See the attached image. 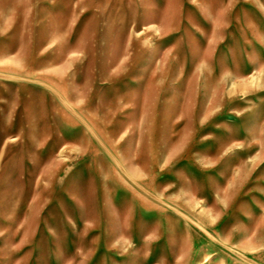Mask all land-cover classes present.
<instances>
[{"label":"rangeland","instance_id":"374dc122","mask_svg":"<svg viewBox=\"0 0 264 264\" xmlns=\"http://www.w3.org/2000/svg\"><path fill=\"white\" fill-rule=\"evenodd\" d=\"M0 264H264V0H0Z\"/></svg>","mask_w":264,"mask_h":264}]
</instances>
